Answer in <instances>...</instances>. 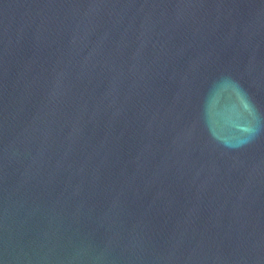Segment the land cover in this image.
Wrapping results in <instances>:
<instances>
[{
    "label": "water",
    "instance_id": "water-1",
    "mask_svg": "<svg viewBox=\"0 0 264 264\" xmlns=\"http://www.w3.org/2000/svg\"><path fill=\"white\" fill-rule=\"evenodd\" d=\"M0 264H264V0H0Z\"/></svg>",
    "mask_w": 264,
    "mask_h": 264
}]
</instances>
